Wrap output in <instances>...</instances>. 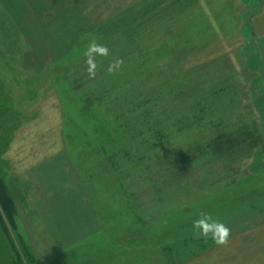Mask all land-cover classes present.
I'll use <instances>...</instances> for the list:
<instances>
[{"label":"rangeland","instance_id":"rangeland-1","mask_svg":"<svg viewBox=\"0 0 264 264\" xmlns=\"http://www.w3.org/2000/svg\"><path fill=\"white\" fill-rule=\"evenodd\" d=\"M263 5L0 0V79L23 118L0 264H264V85L247 64ZM93 39L109 55L89 78ZM201 213L226 246L195 236Z\"/></svg>","mask_w":264,"mask_h":264},{"label":"trees","instance_id":"trees-1","mask_svg":"<svg viewBox=\"0 0 264 264\" xmlns=\"http://www.w3.org/2000/svg\"><path fill=\"white\" fill-rule=\"evenodd\" d=\"M12 102L14 100L8 94L7 90L4 89V84L0 79V225L6 235L9 231L7 221L11 222L14 220L16 203L6 180L7 174L5 170L7 169L8 163L3 155L9 148L14 133L20 127L23 119L20 118ZM259 135V137L252 135L250 139V145L252 147L258 145L259 142L264 145V132L259 133ZM228 140L231 139L229 138Z\"/></svg>","mask_w":264,"mask_h":264},{"label":"clouds","instance_id":"clouds-1","mask_svg":"<svg viewBox=\"0 0 264 264\" xmlns=\"http://www.w3.org/2000/svg\"><path fill=\"white\" fill-rule=\"evenodd\" d=\"M109 48L106 45L97 43L95 39L91 40L84 52V63L89 78H94L97 71V57H107ZM123 61L116 60L108 67L109 73H115L121 67ZM192 229L197 238L211 239L217 246H226L229 243L231 229L223 222L213 218L212 215L201 213L199 218L195 219Z\"/></svg>","mask_w":264,"mask_h":264},{"label":"crops","instance_id":"crops-1","mask_svg":"<svg viewBox=\"0 0 264 264\" xmlns=\"http://www.w3.org/2000/svg\"><path fill=\"white\" fill-rule=\"evenodd\" d=\"M254 22L257 32V36L255 35V37L257 39L258 46H256V50H250L247 52V64L248 68L252 70L253 73L257 74V77L255 76V80L258 79L263 83L262 85H264V78L260 73V70L264 67V5L260 9V12L256 15ZM256 88L257 89H255V91L257 99L255 100V105L260 111V109H264V86L259 88V90L258 87ZM263 167H261V169ZM257 171H259V169Z\"/></svg>","mask_w":264,"mask_h":264}]
</instances>
